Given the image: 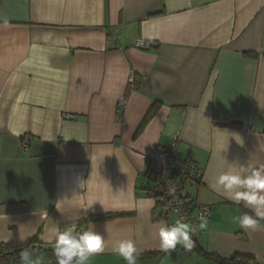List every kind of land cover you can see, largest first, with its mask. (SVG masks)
Segmentation results:
<instances>
[{
    "label": "crops",
    "instance_id": "obj_1",
    "mask_svg": "<svg viewBox=\"0 0 264 264\" xmlns=\"http://www.w3.org/2000/svg\"><path fill=\"white\" fill-rule=\"evenodd\" d=\"M175 135L203 170L185 194L210 209L195 247L264 264V219L240 227L250 206L211 187L264 167V0H0L1 244L49 246L116 214L89 224L104 249L76 264H124L113 249L128 239L149 255L137 264H214L159 247L147 168Z\"/></svg>",
    "mask_w": 264,
    "mask_h": 264
},
{
    "label": "clouds",
    "instance_id": "obj_2",
    "mask_svg": "<svg viewBox=\"0 0 264 264\" xmlns=\"http://www.w3.org/2000/svg\"><path fill=\"white\" fill-rule=\"evenodd\" d=\"M8 25L9 21L4 19L3 26ZM211 187L237 207L241 203L250 206V212L244 211L238 217L240 227L256 228L259 220L264 219V167L253 168L250 174L243 176L233 170L222 171L215 177V183ZM40 217L47 219L48 212L42 211ZM157 225H159V247L163 252L170 253V250H177L178 245L187 251H191L194 247L195 241L192 238L194 228L184 222L183 217L171 225L165 220H159ZM94 229L95 226L91 225L74 235L71 230L60 232L57 228L53 248L56 264H76L77 258L87 262L94 254L102 252L105 239ZM113 252L124 264H137L139 253L131 239L121 241ZM19 259L23 264H39L38 258H34L33 250L21 251Z\"/></svg>",
    "mask_w": 264,
    "mask_h": 264
},
{
    "label": "built area",
    "instance_id": "obj_3",
    "mask_svg": "<svg viewBox=\"0 0 264 264\" xmlns=\"http://www.w3.org/2000/svg\"><path fill=\"white\" fill-rule=\"evenodd\" d=\"M136 47L149 50V45L137 42ZM132 83L133 79L130 78ZM126 105V98L117 100V111L121 112ZM179 138L173 136L168 147L162 149L158 154V164L151 174V186L146 192L147 197L155 203V219L166 220L169 216L175 219L183 217L184 222L193 226L195 236L201 223L209 218L210 209L207 205L190 200L185 194L186 186L199 185L203 178V170L195 163L183 159L178 151ZM27 139H23V149H27ZM148 161L147 163H149ZM182 246L172 250L175 258L182 253Z\"/></svg>",
    "mask_w": 264,
    "mask_h": 264
},
{
    "label": "trees",
    "instance_id": "obj_4",
    "mask_svg": "<svg viewBox=\"0 0 264 264\" xmlns=\"http://www.w3.org/2000/svg\"><path fill=\"white\" fill-rule=\"evenodd\" d=\"M153 112H154V110L151 112V114ZM155 160H156V166H157L158 155L155 157ZM151 161H153V159L152 160L150 159V162ZM147 164L149 165V163H147ZM155 167H153L152 169H149V167H148L147 173L149 174V172H151V174H152V171H153V169H155ZM146 196H147V194H146ZM122 216H126V215L106 214V215L91 216V217H88L86 219V221H84L80 224L70 226V227H65V228L61 229L60 232L71 230L73 232V234L75 235V234L80 233L83 230L87 229L89 224H91V223L111 221L113 219H116V218H119ZM193 237L194 236H192V238ZM54 246H55V244H52L49 246H45V245L40 244L38 242V237H34L29 243H27L25 245H21V246H5L4 244L0 243V264H19V262L21 261L19 259V253L23 250H26V249L33 250L34 257L35 256H44L47 259L51 260L52 262L56 263L55 256L53 254ZM181 249H182V253L180 256H178L177 259H179L181 257H185L190 253V251L184 250L183 248H181ZM193 251H195L198 255L211 260L214 264H256L253 259L247 258V257L236 256V257H233L231 259H220L216 256H212V255H208V254L204 253L197 246L195 247V245L193 247ZM147 257H149V255L138 256V260H141L142 258H147Z\"/></svg>",
    "mask_w": 264,
    "mask_h": 264
},
{
    "label": "rangeland",
    "instance_id": "obj_5",
    "mask_svg": "<svg viewBox=\"0 0 264 264\" xmlns=\"http://www.w3.org/2000/svg\"><path fill=\"white\" fill-rule=\"evenodd\" d=\"M186 189H188V192H191L192 191V189L191 188H186ZM192 255V257H195V255L194 254H191ZM190 255V256H191ZM189 257V256H188ZM187 257V258H188ZM34 258H38V260H39V264H56V263H54V262H52L51 260H49V259H47L46 257H44V256H35ZM183 258L181 257L179 260L181 261ZM179 260H178V262H179ZM190 264H195L194 262H193V260L191 261V262H189ZM19 264H23V262L22 261H20L19 262ZM173 264V263H172ZM205 264V263H204ZM207 264V263H206Z\"/></svg>",
    "mask_w": 264,
    "mask_h": 264
}]
</instances>
